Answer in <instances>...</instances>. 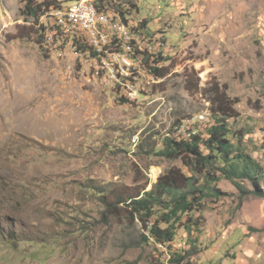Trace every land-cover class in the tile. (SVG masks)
Returning a JSON list of instances; mask_svg holds the SVG:
<instances>
[{
  "label": "rangeland",
  "instance_id": "rangeland-1",
  "mask_svg": "<svg viewBox=\"0 0 264 264\" xmlns=\"http://www.w3.org/2000/svg\"><path fill=\"white\" fill-rule=\"evenodd\" d=\"M26 1L0 0V232L16 239L0 241V264H174L185 251L186 264H264V198L242 199L226 179L194 214L202 229L183 227L167 245L145 244L141 224L109 218L100 199L111 187L150 191L173 167L192 175L158 152L165 138L182 140V124L206 133L216 87L264 165V0H95L156 40L147 64L167 59L158 66L169 75L137 102L74 54H49Z\"/></svg>",
  "mask_w": 264,
  "mask_h": 264
},
{
  "label": "trees",
  "instance_id": "trees-1",
  "mask_svg": "<svg viewBox=\"0 0 264 264\" xmlns=\"http://www.w3.org/2000/svg\"><path fill=\"white\" fill-rule=\"evenodd\" d=\"M62 1L73 3L79 0ZM26 2L25 15L37 19L36 21L45 9L57 6L56 0ZM119 12L129 22L128 12ZM146 26L147 22H144L140 28L144 29ZM161 60L167 59L160 58L151 63L148 61V64L156 76L164 79L169 75V68L159 67ZM219 91L218 87L214 90V98L211 100L212 117L206 133H198L189 140H178L174 136L165 138L164 149L158 152V155L168 160L182 159L192 175L173 167L159 178L150 191L146 190V186L140 190L111 187L100 192L106 216L123 218L134 226L141 224L143 230L149 233V236L142 235L145 244H151L152 239L157 245L172 243L178 230L183 227L190 235L200 231L201 220L194 217V214L204 211L206 199L223 194L216 187L222 179L230 181L242 199L251 194L264 198V186L261 185L264 181V165L248 151L244 143L245 135L241 132L235 135L233 132L230 121L239 117L236 103L225 92ZM246 183H250L253 190ZM2 186V190L13 187L10 181ZM0 241H7L14 247L16 239L0 232ZM192 248L196 249L194 246ZM191 255V252L186 251L176 253L172 263L186 264Z\"/></svg>",
  "mask_w": 264,
  "mask_h": 264
},
{
  "label": "built area",
  "instance_id": "built-area-1",
  "mask_svg": "<svg viewBox=\"0 0 264 264\" xmlns=\"http://www.w3.org/2000/svg\"><path fill=\"white\" fill-rule=\"evenodd\" d=\"M38 27L45 38L42 46L49 54L75 55L98 79L120 85L130 102L139 100L142 90L152 82H162L146 60L154 53L156 40L138 36V25L126 22L120 12L103 10L95 0H79L64 7H51L39 17ZM148 44V54L143 47ZM160 67V66H159ZM100 82V81H99ZM195 122H209L200 115ZM178 137L191 139L198 130L178 127ZM164 248V247H163Z\"/></svg>",
  "mask_w": 264,
  "mask_h": 264
}]
</instances>
